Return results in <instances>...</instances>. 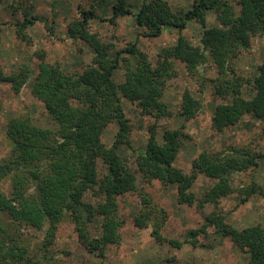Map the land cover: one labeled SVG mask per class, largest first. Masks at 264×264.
Instances as JSON below:
<instances>
[{"label":"trees","instance_id":"16d2710c","mask_svg":"<svg viewBox=\"0 0 264 264\" xmlns=\"http://www.w3.org/2000/svg\"><path fill=\"white\" fill-rule=\"evenodd\" d=\"M129 1H115L111 24L117 26L121 18L134 16L144 37L158 38L166 29L178 30L181 35L175 46L163 50L153 64L140 52L138 42L116 51L113 43L90 31L96 14L82 12L81 19L69 24L67 37L84 42L94 52L89 66L70 74L60 62H47L45 51L35 53L40 63L32 94L44 104L54 128H42L26 116L11 118L6 126L11 150L0 160V184L9 179L11 194L0 189V264H45L48 256L41 258L32 250L22 229L45 230L46 251L55 244L60 225L68 219L86 250L105 259L108 249L122 241L120 231L125 223L119 214L118 199L128 194L136 195L143 205L134 218L135 226L141 230L152 226L158 243H169L175 249L183 248L185 243L197 248L199 239L208 237L213 228L222 240L230 239L249 254L248 264H264V227L240 230L216 212L201 228L192 230L185 242L166 240L162 235L165 212L137 185L135 174L119 154L122 146L132 149L142 178L149 183L176 186L181 205L218 207L235 194L245 204L254 195L264 193L255 181L240 188L233 185L235 175L255 169L264 159L263 153L250 148L203 151L192 161L191 174L175 166L185 141L191 138L186 132L187 123L205 113L204 104L191 88L186 87L182 94V127L164 131L161 142L158 125H152L145 149L133 145L130 120L121 99L136 105L145 116L172 118L174 112L165 95L169 82L178 79L176 63L185 64L188 76L198 79L205 93L203 69L212 62L217 71V77L211 80L214 95L222 101L212 117L213 130L223 133L235 128L248 115L264 121V61L253 79L240 74L235 66L236 60L250 51L255 38H264V0H238L239 12L229 0H194L188 11L181 12H175L166 0H144L137 13ZM210 13L216 15L217 27L207 28ZM36 21L25 18L15 25L19 38L27 44L32 43L29 29ZM192 22L204 28L201 46L193 45L182 34ZM121 68L125 79L118 83L115 75ZM31 76L30 66L23 64L10 75L0 71V84H10L19 95ZM248 86L253 92L250 99L244 96ZM112 123L118 125V134L108 147L102 138ZM200 175L214 181L202 198L191 191ZM88 196L95 201H88ZM96 224L100 231L95 236ZM164 264H177V258H169Z\"/></svg>","mask_w":264,"mask_h":264},{"label":"rangeland","instance_id":"374dc122","mask_svg":"<svg viewBox=\"0 0 264 264\" xmlns=\"http://www.w3.org/2000/svg\"><path fill=\"white\" fill-rule=\"evenodd\" d=\"M116 0H0V71L10 75L19 70L23 64L30 66L32 76L22 92L17 95L8 83L0 84V160L6 157L11 144L6 135V126L11 118L30 117L35 124L42 128H54L48 117L45 106L32 94V82L38 74L39 59L35 53L38 50L46 52L49 63L60 62L66 73L81 72L89 66L94 58V52L82 41L74 42L67 37L70 23L81 19L82 12H94L97 19L90 23V31L98 33L104 41L115 45V50H122L130 44L138 42L139 50L149 60L156 64L163 50L175 46L181 33L175 29H166L158 38L144 37V30L136 25L134 16H126L114 26L109 22L113 16V7ZM144 0H130L129 5L137 13ZM175 12L188 11L194 0H166ZM240 11L238 0H229ZM25 18L36 19V23L29 34L32 43L27 44L19 38L16 24ZM218 26L214 13L208 15L207 28ZM204 28L196 23H189L182 33L195 46H201V37ZM127 56V55H126ZM131 61L133 62L132 57ZM264 61V38H255L250 51L243 53L235 62L237 71L243 76L253 79L257 68ZM178 79L169 82L165 101L174 112L168 119L156 120L145 116L140 109L122 97V106L131 124V138L136 149H145L148 142V129L154 124L158 125L159 140L162 142L163 133L168 129H179L184 120L179 116L182 103V94L186 87L192 89L205 108V113L197 119L187 123L186 132L191 138L185 141L176 160L175 166L185 173L191 174L192 161L201 152L225 151L232 148H250L255 152L264 154V138L262 130L264 121H258L253 115L246 116L235 128L217 133L212 128V117L217 105L222 101L214 95V80L217 77L215 65L209 62L204 66L206 92L204 93L198 79L188 76L184 63L177 62ZM118 83L124 81V69L116 73ZM250 86L244 89V96L252 97ZM118 134V125L110 124L103 135V142L111 147ZM119 154L137 178V185L144 189L162 209L167 221L162 230L163 237L168 240L185 242L188 234L205 224L206 218L212 213H219L226 223L237 228L261 225L264 227V193L254 195L247 203L241 204V197L235 194L224 199L218 207L208 205L205 209L181 205L178 202L176 186H165L160 181L146 182L138 171L135 163L136 153L122 146ZM101 165V164H100ZM253 181L262 186L264 190V159L259 165L248 172L234 176L233 185L240 188ZM214 184L213 180L200 175L191 191L202 198L206 191ZM0 189L11 194L9 179L0 184ZM88 201H95L88 196ZM119 214L124 221L121 229L122 241L119 245L108 249L105 259L89 253L81 243L71 220L60 225L55 244L46 250L43 248L45 230L38 231L24 227V237L30 242L32 250L45 264H164L167 259L176 257L177 264H248L249 254L237 247L230 239L222 240L211 228L208 237L199 239L197 248L185 243L183 248H172L169 243H158L152 235L153 227L139 229L134 224V218L141 212L143 205L136 195L128 194L118 199ZM93 234L99 235V224H96Z\"/></svg>","mask_w":264,"mask_h":264}]
</instances>
